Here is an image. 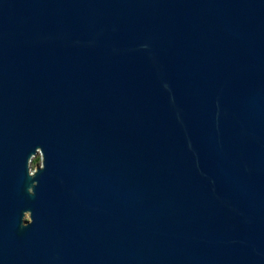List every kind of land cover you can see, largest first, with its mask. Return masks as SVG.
I'll return each instance as SVG.
<instances>
[{"label": "water", "instance_id": "1", "mask_svg": "<svg viewBox=\"0 0 264 264\" xmlns=\"http://www.w3.org/2000/svg\"><path fill=\"white\" fill-rule=\"evenodd\" d=\"M0 264H264V0H0Z\"/></svg>", "mask_w": 264, "mask_h": 264}]
</instances>
